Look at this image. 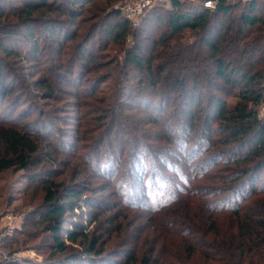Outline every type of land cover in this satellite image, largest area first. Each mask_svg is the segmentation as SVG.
Listing matches in <instances>:
<instances>
[{"label":"trees","instance_id":"obj_1","mask_svg":"<svg viewBox=\"0 0 264 264\" xmlns=\"http://www.w3.org/2000/svg\"><path fill=\"white\" fill-rule=\"evenodd\" d=\"M48 1L28 2L12 13L0 11L1 57L3 53L20 57L12 45L5 44L12 37L35 39L30 53L39 55V40L29 24L35 21L52 38L49 47L57 45V53L66 50L72 40L69 59L64 62L62 55L56 67L71 74L66 79L78 84L82 77H72L75 68L79 75L89 72L84 65L96 63L98 52L111 44L121 47L138 33L146 34L149 22L155 21L163 32L150 51L144 52L134 43L122 62L123 69L130 65L138 74H145L146 80L141 78L133 89L123 86L117 104L108 110L114 119L118 110L143 106L146 111L158 110L161 116L168 110L164 105L170 102L169 97L175 95L183 120L175 126L171 117L162 123L158 115L154 122L161 131L149 139L155 144L149 146L144 140L136 146L140 150L134 148L132 171L147 187L143 188L147 197L126 196L125 203L119 198L122 204L114 216L108 215L114 209L109 203L83 199L82 192L72 188L64 198L59 190L62 184L50 177L42 180L47 199L43 212L35 217L48 234L46 264H264V118L259 119L257 111L264 104V0H216L213 10L171 0L170 7L159 4L150 8L137 28L122 16V6H109L115 0H103L92 11L86 10V5L97 0H65V6L57 0V5ZM47 8L66 21L55 16L37 19V14ZM110 15L116 24H107ZM20 25L25 32L17 31ZM86 25L85 33L71 31L74 26L82 29ZM98 31L104 44L96 46L97 53L85 51L93 46ZM9 70L0 63L3 101L15 90L5 79L15 76ZM33 86L42 91L38 95L44 102L56 97L54 84L36 81ZM203 88L214 93L206 96ZM232 97L236 103L229 105L228 98ZM71 106L78 104L73 101ZM103 112L106 110L100 112L104 117ZM26 127L14 124L3 128L0 175L16 166L28 170L34 160L37 165L43 162V155L53 165L59 161V150L52 144L45 147L47 153L34 159L42 141ZM197 143L209 148L220 145L223 150L197 162L196 158L203 155ZM65 145L61 142L62 147ZM92 158H87L88 165ZM148 158L163 164L167 172H177L175 189L166 192V171L157 166L143 170L142 161ZM221 159L229 173L217 178L211 169ZM81 202L90 209L85 220L83 214H76V209H82ZM138 211H145L146 216L140 212L145 221L137 223L141 217ZM93 223L95 229L90 230ZM104 224L113 230L105 232ZM112 239L119 242L111 245Z\"/></svg>","mask_w":264,"mask_h":264},{"label":"rangeland","instance_id":"obj_2","mask_svg":"<svg viewBox=\"0 0 264 264\" xmlns=\"http://www.w3.org/2000/svg\"><path fill=\"white\" fill-rule=\"evenodd\" d=\"M36 1L0 0V11L4 10L12 13L18 11L24 4L28 2L35 3ZM51 1L55 3V0H49L48 2ZM130 1L115 0L108 5L110 7L111 5H113L112 7H123L128 5ZM102 2L103 0H97L94 5H86V10L92 11L96 5H102ZM57 3L65 6V0H57ZM55 5L57 4L55 3ZM235 12L239 13L240 9H236ZM50 16L66 21L65 18L59 17L57 13H51L49 8L40 11L37 14V19ZM108 23L111 25L116 24L113 15H110ZM29 24L39 40V55L35 57L30 53L35 39L24 40L19 37H12L9 40L6 39L5 44L7 46L12 45L19 52L20 57H9L4 53L2 57L0 56L1 65L4 64V67L10 69L9 72L15 74L14 77L8 79L5 77L8 85H14V93L4 101L0 97V148L4 151L5 142L1 134L3 128H8L14 124L26 125L27 130L34 132L35 136L42 139L37 140L42 141V143H40V152L34 156V159L44 152L47 153L45 147L50 148V144H52L59 150V161L53 165L46 159L45 155H41L43 162L37 165L34 160L28 170L16 166L5 170L0 175V264H46L49 252L46 246L49 244L48 234L37 223V217H35L36 213L43 212L47 199L45 184L42 180L50 177L56 184H62L63 187H60L59 190L60 196L64 198L72 188L81 191L83 199L89 197L94 202L105 201L109 203L110 206L114 207L108 213L110 216H114L116 211L120 210L122 202L118 203L119 198L123 200V203L126 201V196H132L135 199H146L147 195L144 193V189H147V187L141 185L136 179L135 172L132 171L134 167L131 164L130 156L132 157L131 154L135 150L134 148L141 149L139 145L144 140H147L146 143L150 144L149 146L154 145L155 143L151 144L153 141L149 139H155L162 128L154 122L159 115L158 110L148 109L146 111L144 106L135 109L125 108V110L121 109L116 112V116H118L116 119L110 117L111 111H109L117 104L118 91L123 89V86H126L127 89H133L141 78L146 80L145 74H138L130 65L123 69L122 62H125V51L134 43L139 45L142 51H150L156 38L163 32V28H158L155 21L149 22L146 34L141 35L138 33L134 39L129 38L128 42L121 47L111 44L110 47L100 52H98L96 46L100 43L104 44L105 39L98 31L93 39V46L84 50L93 53L98 52L100 57L96 58V63L91 62L92 65H84L85 69L90 70L82 73L83 75H79L78 70L74 69L72 77L76 75L82 77V81L78 84L66 79L70 78L71 74L65 73L62 68L56 67L62 55L64 56V62L69 59L72 40L68 41L67 45L69 47L66 50H60L57 53V45L49 47L52 38L41 30L42 27L35 25V21ZM87 27L88 25L78 29L74 26L71 31L77 30L80 33H85L88 30ZM17 31L25 32V27L20 25ZM193 39L192 37L189 42ZM67 51H69V54L65 55ZM123 70L128 73V76ZM36 81H42L44 84H54L58 89L56 97L48 99L47 102L42 101L38 95L42 91H36L33 86ZM75 81L77 82L76 79ZM82 82H84L83 86H81ZM0 86L2 85L0 84ZM81 90H85V92L80 93ZM89 90H91L90 93ZM202 90L205 91L206 96H209L211 91L214 93L211 88H203ZM77 93H80V95ZM169 98L170 102L164 103L165 108H168V110L161 115L162 117L160 115L159 117L162 123L165 120L168 122L171 117V124L179 126L183 120L181 111L178 108L180 104L177 105L175 95ZM73 101L78 106H71ZM235 103V98H228L229 105ZM37 107L38 109H36ZM102 110H106L105 113L103 112L104 117L100 113ZM257 111L259 119L264 118V104L260 105ZM66 136L70 139L65 138ZM61 142L68 145L62 147ZM137 144H139L138 147H136ZM196 146L202 148L203 152V155L196 158L197 162L205 161L211 153L223 150L220 145L209 148L208 146L199 147L200 145L197 143ZM197 150L199 151V149ZM90 156L93 158L89 163L90 165H88L87 158ZM142 164H144L143 170L152 166H157L162 171L167 169L166 167L163 168V164L156 163L150 158L146 162L142 161ZM223 168L221 159L215 166H212L211 174L216 175L217 178L228 174L229 172H226ZM166 174L165 179L166 184H168L166 192H168L176 188L174 184H177L179 180L176 178L177 172H167ZM113 177L114 179H112ZM216 185H219V183H216ZM80 204L82 209H76V214L77 216L83 214L85 220V217L89 216L88 211L90 209L84 202ZM138 212V215H141V213L145 215V211L144 213L143 211ZM138 217L137 223L141 219L145 221L144 216ZM84 224L87 223L84 222ZM95 226L96 224L93 223L89 229L94 230ZM106 230L112 231L113 227L104 224V231L106 232ZM109 233L112 234V232ZM114 236L116 235L114 234ZM117 242H119L118 239L109 241L111 245H115Z\"/></svg>","mask_w":264,"mask_h":264},{"label":"built area","instance_id":"obj_3","mask_svg":"<svg viewBox=\"0 0 264 264\" xmlns=\"http://www.w3.org/2000/svg\"><path fill=\"white\" fill-rule=\"evenodd\" d=\"M194 4H199L207 9L213 10L216 6V0H181ZM230 1V0H228ZM159 4H166L170 7L171 0H131L128 5L121 8L122 16L128 19L132 25L137 28L145 16V13L152 7Z\"/></svg>","mask_w":264,"mask_h":264}]
</instances>
